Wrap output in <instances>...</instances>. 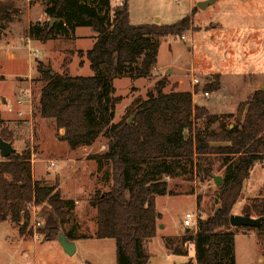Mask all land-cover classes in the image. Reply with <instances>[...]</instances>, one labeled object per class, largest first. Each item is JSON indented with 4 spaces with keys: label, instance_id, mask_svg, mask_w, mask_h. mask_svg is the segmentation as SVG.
Returning a JSON list of instances; mask_svg holds the SVG:
<instances>
[{
    "label": "trees",
    "instance_id": "16d2710c",
    "mask_svg": "<svg viewBox=\"0 0 264 264\" xmlns=\"http://www.w3.org/2000/svg\"><path fill=\"white\" fill-rule=\"evenodd\" d=\"M20 12L16 0H0L2 26L13 22ZM44 12L48 20L31 23L29 39L42 43L60 37L70 39L79 27H89L96 34L92 49L78 51L86 54L93 75H72L69 69L52 75L50 66L46 71L47 66L38 62L45 83L39 114L55 122L58 139L73 150L92 146L101 136L107 140L105 153L95 158L112 164V186L91 198L97 212L95 236L115 240L117 264L148 263L144 242L158 233L157 196L174 194L168 178L187 172L212 178L216 172L210 158L219 156L225 171L222 185L218 186L217 209L208 218L199 219L195 234L189 230L179 242L168 237L165 243L173 254L188 256L186 244L194 242L197 264H237V230L230 218L253 167L264 161V89L240 104L236 115H224L235 118L231 128L206 106L196 104L192 91L166 92L169 82L160 80L156 91L147 99L135 101L128 116L115 122L119 101L115 80L123 76L150 77L157 68L162 39L190 30L192 16L174 24H133L129 0L120 6H113L112 0H47ZM214 79L206 91L220 89L221 75ZM200 120L220 124L216 130H201L197 127ZM0 137L12 143L15 137L1 111ZM31 203L46 210V224L38 231L43 240L56 241L61 232L73 241L91 237L77 235L78 223L67 228L74 200L63 197L59 184L50 186L45 180L34 179L32 151L26 149L0 160V221L19 224L21 234H26ZM246 214L264 216V199L247 207L242 215ZM257 230L264 242V222Z\"/></svg>",
    "mask_w": 264,
    "mask_h": 264
},
{
    "label": "rangeland",
    "instance_id": "374dc122",
    "mask_svg": "<svg viewBox=\"0 0 264 264\" xmlns=\"http://www.w3.org/2000/svg\"><path fill=\"white\" fill-rule=\"evenodd\" d=\"M45 1L23 0L21 3L23 14L17 18L20 26L24 27L21 35L26 40L29 38L25 29L29 23L48 20L44 12ZM202 1L205 0H131L133 24H174L188 15L192 16L193 24L181 36L162 39L157 68L150 77L135 79L123 76L115 80V96L119 98L115 122L128 116L135 101L147 99L156 91L160 80H166L169 82L166 92L173 89L192 91L196 104L206 106L212 115L220 116L232 128L235 118L224 115H236L239 105L262 89L264 0H217L201 8L199 3ZM112 2L118 4L119 0ZM246 32H250V35L246 36ZM95 35L91 28L79 27L75 37L70 39L60 37L47 43L32 40L34 42L22 45L20 57L15 62L5 51L0 54V73L7 77L0 81V111L15 134L13 145L18 152L30 149L37 175H44L47 185L59 184L62 194L73 198L75 208L67 228L78 223L77 235L91 236L78 239L74 254H68L58 240L45 241L41 235L36 238V232L46 224L47 214L42 206L35 216H31L26 234H21V226L17 223L0 222V264H117L115 240L95 236L97 212L90 203L97 191H107L112 186V164L95 158L105 153L107 140L101 136L92 146L73 150L58 139L55 122L39 114V99L45 84L38 70L39 59L43 60L41 62L46 68L50 66L55 72L62 73L69 69L72 75H93L85 53L93 48ZM255 43L258 48H255ZM79 50L85 53L80 55ZM16 73L33 77L27 82L25 79L18 82L13 79ZM218 74L221 75V91L212 92L211 97L207 98L199 87L206 86L205 91L208 90V84L213 83L214 76ZM194 78L200 80V85L194 83ZM27 88L32 89L33 97L20 107L17 99ZM4 98L8 101L5 102ZM10 106L14 112H9ZM219 124L220 121L208 124L200 120L197 127L216 130ZM210 162L216 175H223L225 168L222 157L213 156ZM168 180L174 194L157 196L162 217L157 237L144 242L149 255L146 264H197L190 246L187 247L188 256L178 255L172 259L174 262L171 261L165 238L178 239L179 242L186 233L184 221L188 212L194 214L198 221L212 215L218 207V186L213 177L189 172ZM263 199L264 161H260L246 180L242 198L234 207L233 214H244L247 207ZM233 228L237 230L238 264H264V242L259 239L257 228L250 227L249 231H245V226ZM31 229L32 234L29 233ZM197 229H191V233L195 234Z\"/></svg>",
    "mask_w": 264,
    "mask_h": 264
},
{
    "label": "crops",
    "instance_id": "0c3cea01",
    "mask_svg": "<svg viewBox=\"0 0 264 264\" xmlns=\"http://www.w3.org/2000/svg\"><path fill=\"white\" fill-rule=\"evenodd\" d=\"M22 1L23 0H16V2H17V7H19L20 8V10H21V12H20V16H22V14H23V9H22V5H21V3H22ZM123 2H124V0H119V2H118V4H115V3H113L112 2V4H113V6H120V5H122L123 4ZM131 2V0H129V3ZM132 4V3H131ZM131 4H130V18H132V16H133V7L131 6ZM25 15V14H24ZM44 16V15H43ZM22 18V17H21ZM18 18L16 17L15 18V20L13 21V22H11V23H9V24H7V25H5V26H2L1 24H0V54L3 52V51H5L6 52V54H7V56L13 61V62H15V61H17V59L20 57V52L22 51V48H23V46L22 45H28V44H30L31 42H34V41H32L31 39H25L24 37H22L23 35H21L23 32H24V27H22V26H20V21H18ZM30 24L31 23H29L28 24V26H27V28L25 29V34H27V30L29 29V27H30ZM224 29V27L222 28V30ZM77 31V30H76ZM246 34V36L249 34L250 35V32H246L245 33ZM260 41L262 42V39H260ZM22 46H20V45ZM255 45H257L256 43H255ZM260 45H262V43H260ZM251 48V47H250ZM255 48H258V45L255 47ZM21 49V50H20ZM38 58V57H37ZM39 59V58H38ZM40 61H43L42 59H39ZM35 63V62H34ZM17 65V64H16ZM32 66V65H31ZM33 66L34 67H36L34 64H33ZM0 77H3L0 81H3V80H5L7 77H6V75L5 74H3V73H0ZM33 77V75H30V76H27V75H22V74H20L19 73V75L16 73L15 75H14V77H13V79L14 80H16V81H18L19 82V79H25V81L27 82V81H29V79L30 78H32ZM25 82V83H26ZM203 86L201 85L200 87H199V89L201 90V88H202ZM219 91H221V87H220V89L218 90V91H216V92H218L219 93ZM4 101L5 102H7L8 100L6 99V98H4ZM194 102H195V100H194ZM6 104V103H5ZM230 127H231V125H230ZM61 133H64V131L62 130L61 131ZM105 149H106V145H105ZM36 166H35V164H33V176H34V179L35 180H46V177L44 176V175H42L41 173L39 174V175H37V173H36ZM63 197L64 198H66V199H73V198H67L65 195H63ZM157 208H158V210H159V207L157 206ZM160 211V210H159ZM1 222V221H0ZM4 222H6V221H4ZM96 230H97V228H96ZM96 230H95V232H96ZM159 234V231H158V233H157V235ZM244 235H247V234H244ZM157 237V236H156ZM155 237V238H156ZM237 237V236H236ZM155 238H153V239H155ZM40 241V240H39ZM75 242H78V240H75ZM163 243H164V241H163ZM31 246V248H33L34 246H32V244L30 245ZM167 250V249H166ZM194 251V255H193V258H195V250H193ZM168 255H169V257H170V259H171V261H173L174 262V260H172V259H174L175 257H178V255H175V254H173L169 249H168ZM236 258H237V255H236ZM237 264H238V262H237Z\"/></svg>",
    "mask_w": 264,
    "mask_h": 264
},
{
    "label": "water",
    "instance_id": "95a60500",
    "mask_svg": "<svg viewBox=\"0 0 264 264\" xmlns=\"http://www.w3.org/2000/svg\"><path fill=\"white\" fill-rule=\"evenodd\" d=\"M217 0H205L199 3V6L201 8H206L207 6L215 3ZM56 18L51 20V26L55 23ZM46 71L49 69L46 68ZM52 75L55 74L54 71L51 72ZM204 87L201 88L203 90ZM264 89V86L262 87ZM134 116L129 119V122H132ZM16 152V148L14 147L12 142H8L4 140L2 137H0V154L2 158H8L13 153ZM213 178L217 184V186L222 185L223 182V176L222 175H213ZM159 218L162 217V214L159 212L158 214ZM231 224L234 227L239 226H245V227H259L264 222V216L262 217H253L249 214L242 215V214H232L230 218ZM190 229H187L186 231H189ZM58 241L63 246L64 250L68 254H74L76 252V242L73 240H70L64 232H61L58 237Z\"/></svg>",
    "mask_w": 264,
    "mask_h": 264
},
{
    "label": "built area",
    "instance_id": "2783aa9c",
    "mask_svg": "<svg viewBox=\"0 0 264 264\" xmlns=\"http://www.w3.org/2000/svg\"><path fill=\"white\" fill-rule=\"evenodd\" d=\"M183 39H185V36H183ZM194 83L196 85H200V80L198 78H194ZM211 94H212V92H210V91H204V95L207 98L211 97ZM32 97H33L32 89H30V88L24 89L22 91V94L17 99V105L20 106V107L24 106L27 103L26 101H30L32 99ZM9 112H14V108L12 106H10ZM1 159H2V157H1V154H0V160ZM41 208H42L41 205H37L35 203H31L28 206V209H29V211L31 213V216H35L37 214V211H39ZM197 221H198L197 217L194 214L188 212L186 214L184 225H185V227L187 229H190V230L191 229H195V228H198ZM40 235L42 236V234H40L39 232L38 233L36 232V238H38ZM189 246H190L191 250H195L194 242H192V241L187 242L186 248L189 247Z\"/></svg>",
    "mask_w": 264,
    "mask_h": 264
}]
</instances>
